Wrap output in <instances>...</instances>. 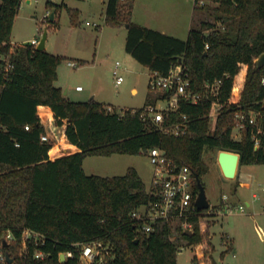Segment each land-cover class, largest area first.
Here are the masks:
<instances>
[{
    "label": "trees",
    "instance_id": "1",
    "mask_svg": "<svg viewBox=\"0 0 264 264\" xmlns=\"http://www.w3.org/2000/svg\"><path fill=\"white\" fill-rule=\"evenodd\" d=\"M22 1L0 0V239L4 253L14 259L13 264H80L83 246L97 244L109 252L101 264H178L182 242L190 247L203 244L200 219L209 211H196L190 218L192 235L182 232L176 242L170 241L165 221L158 222L151 234H141L131 215L152 197L138 171L129 168L124 176H89L84 161L92 156H137L161 148L176 164L191 167L201 180L210 172L204 161L206 149L239 154V168L264 165V134L259 135L258 148L253 139L258 128H264V67H256L264 54V0H207L216 5L215 20L224 30L201 22L186 41L134 23L135 0H107L106 23L115 28L128 25L126 50L141 66L167 75L181 64L189 73L193 92H201L206 83L221 82L214 99L198 104L180 100L172 121L182 115L190 119V134L181 137L164 134L146 114L148 107L170 94L149 100L143 109L121 113H109L94 99L74 102L65 96L54 84L64 57L33 46L12 45ZM194 2L195 10L201 8L198 0ZM67 9L77 26L74 11H78ZM214 101L221 109L212 127ZM40 107L50 109L54 128L78 148L77 153L50 159L53 145L41 139L48 130ZM237 111L260 115L259 125H249L240 140L233 138ZM195 193L199 195L197 184ZM26 230L40 240L24 241ZM8 233L12 240L5 242ZM38 252L46 258L36 259ZM69 252L73 257L62 263L61 254Z\"/></svg>",
    "mask_w": 264,
    "mask_h": 264
},
{
    "label": "rangeland",
    "instance_id": "2",
    "mask_svg": "<svg viewBox=\"0 0 264 264\" xmlns=\"http://www.w3.org/2000/svg\"><path fill=\"white\" fill-rule=\"evenodd\" d=\"M203 1L205 4L195 10L194 0H136L132 21L156 31H165L183 41L187 40L190 30L199 27L201 22H210L216 25L217 30L223 31L224 26L215 20L213 9L216 5ZM48 2L53 5L48 6ZM106 6L107 0H23L15 19L11 42L14 46H22L33 40L41 41L47 30L48 53L65 58L58 67V79L54 84L71 101L88 102L95 97L97 102L119 113L143 109L149 100L162 93L150 90L151 71L127 52L128 29L124 26L115 28L106 23ZM204 6L206 9H202ZM67 7L80 12L74 11V16L78 15L77 26L73 24ZM69 62L76 63L77 67H70ZM117 63L121 64L120 75L124 78L120 86L116 85L114 76ZM78 87L82 88V92L77 91ZM133 88L137 89V93L132 92ZM154 107L164 109L167 102L157 100ZM215 121L213 116L212 127ZM47 130L59 140V131L51 127ZM233 138L240 140L242 136L235 130ZM219 152L206 149L204 153L210 172L202 178V182L211 204L210 210L216 213L226 195L232 201L237 200V205L243 206L245 213L212 215L209 212L202 217L203 244L190 247L182 242L186 247L178 253V264H264V165L245 166L249 185H236L238 172L234 180L223 176L218 163ZM129 168L142 173L149 190L154 169L146 154L92 156L85 162V173L89 176H124ZM231 238L234 244L232 250H228L232 247ZM80 261L81 264L90 262L83 258Z\"/></svg>",
    "mask_w": 264,
    "mask_h": 264
},
{
    "label": "built area",
    "instance_id": "3",
    "mask_svg": "<svg viewBox=\"0 0 264 264\" xmlns=\"http://www.w3.org/2000/svg\"><path fill=\"white\" fill-rule=\"evenodd\" d=\"M203 0H198V6L204 5ZM47 14L46 17H48ZM33 47L37 48L40 44L39 40H33ZM209 45L206 46V50ZM70 67H77L76 63L69 62ZM121 64L117 63L114 70L116 77V85L120 86L124 82L123 76L120 75ZM221 82L206 83L201 92H193L191 90L189 73L183 65L173 68L169 74L161 75L158 72H152L150 78V90L153 92H160L162 94H170L167 102V107L164 109H157L150 106L146 109V114L152 117L157 127L166 135L181 137L190 134V119L186 115L180 116L178 121H172V115L177 113L180 100H185L187 103L198 104L202 100L214 99L219 95ZM264 85V79H263ZM77 91H82L81 87ZM216 108V109H215ZM221 106L214 101L211 113V118H217L220 114ZM109 113H114L112 107L107 108ZM145 116V114L143 115ZM260 115L253 111L248 116L243 111H237L234 114L235 129L241 135L242 132L249 126H258V117ZM215 121V123H216ZM215 123L213 125H215ZM29 130V127H26ZM264 134V128H258V134L253 136L256 148L260 146L259 135ZM51 134L47 133L41 137L43 142H52ZM144 154L149 158V161L154 169L151 180V187L148 193L152 197L148 204L143 205L137 211L133 212L131 218L137 223V230L141 234L149 235L155 230V226L160 221H165L169 226V238L171 242H176L181 238L182 232L193 233V224L190 218L195 215L197 210L196 201L198 195L195 193V186L197 180L193 169L189 166L176 164L169 159L166 151L161 148H153L146 151ZM264 190V188H263ZM212 215H224L223 213L234 215L244 214L245 208L243 206H231L229 204V197L223 196L220 208ZM226 211V212H225ZM207 213V215L209 214ZM204 217V216H203ZM192 235V234H191ZM24 241L35 238L36 243L40 240L39 236L30 230L24 231ZM5 242L12 240V234L8 233ZM3 241L0 239V264L7 262L6 254L3 251ZM25 246V243H24ZM183 246L180 247V251ZM67 257H73L71 252L66 253ZM109 256L108 248H102L101 245L89 244L83 246L81 249L80 259H88L89 264L103 263ZM36 259L44 260L46 254L38 252L35 255ZM81 262V261H80ZM81 264V263H80Z\"/></svg>",
    "mask_w": 264,
    "mask_h": 264
},
{
    "label": "water",
    "instance_id": "4",
    "mask_svg": "<svg viewBox=\"0 0 264 264\" xmlns=\"http://www.w3.org/2000/svg\"><path fill=\"white\" fill-rule=\"evenodd\" d=\"M54 16H52L53 19ZM125 28L128 29V25L125 26ZM47 30L45 31L42 40L40 41L39 46L36 48L37 51L43 52L46 51V44H47ZM32 42H26L23 44V46H32ZM182 60V59H181ZM180 60V61H181ZM256 67L257 68H262L264 67V54H262L256 61ZM218 163L221 168V171L223 173V176L228 179V180H234L237 176L239 164H240V155L237 153L233 152H228V151H220L218 155ZM195 178L197 180V185L199 188V195L196 201V207L197 210L200 212L207 211L210 209L211 204L207 198L206 194V188L200 179V177L195 174ZM191 231L187 232V235H191ZM138 243V241H137ZM7 257V263L13 264L14 259L10 258L9 254L6 255ZM61 262L66 261V255L61 254L60 256Z\"/></svg>",
    "mask_w": 264,
    "mask_h": 264
},
{
    "label": "crops",
    "instance_id": "5",
    "mask_svg": "<svg viewBox=\"0 0 264 264\" xmlns=\"http://www.w3.org/2000/svg\"><path fill=\"white\" fill-rule=\"evenodd\" d=\"M134 11H135V8H136V0H135V2H134ZM194 9H195V2H194ZM78 11V10H77ZM133 11V12H134ZM79 12V11H78ZM79 14H80V12H79ZM140 25V24H139ZM141 26H143V27H146V26H144V25H141ZM147 28V27H146ZM150 29V28H149ZM154 30V29H153ZM160 32V31H159ZM161 33H164V34H167L168 35V33L167 32H165V31H163V32H161ZM12 45H13V42H12ZM23 45V44H22ZM13 47H16V46H14L13 45ZM46 51H47V45H46ZM48 52V51H47ZM0 91H1V89H0ZM78 92H82V91H78ZM132 92L133 93H137V89L136 88H133L132 89ZM66 96V95H65ZM92 99H94L95 100V97L93 98L92 97ZM91 99V100H92ZM39 114H40V116H42L43 118H44V120H45V122L43 121V123H45V125H48V126H46L47 127V129H48V127L50 128L51 127V129L52 130H54V117H53V113L50 111V109H48V108H46V107H40L39 108ZM49 125H51V126H49ZM50 132V131H49ZM51 139H52V145H53V148L51 149V151H50V153H49V155H50V159L51 160H55V159H57V158H60V157H62V156H66V155H69V154H74V153H77L79 150H78V148L77 147H75V146H73V145H71L69 142H68V140H67V138H66V136H65V134L64 133H61V135H60V137H59V140H56L55 138H53V136L51 137ZM87 160V159H86ZM86 160L84 161V170H85V162H86ZM137 171H138V173H139V175L141 176V178L143 179V181H144V178H143V175H142V173H140V171L138 170V169H136ZM86 172V171H85ZM238 175H239V179L237 180L238 182H237V184L236 185H241V186H248L249 185V183L247 182V180L249 179L248 178V174H247V171H245V166L244 167H240V168H238ZM144 183H145V181H144ZM146 185V184H145ZM232 198H229V204L231 205V206H238L237 204H238V202H237V200H234L233 199V201L231 200ZM221 203H222V201H221ZM221 205V204H220ZM232 239V238H231ZM233 244H234V241H233V239H232V247H231V250H232V248H233Z\"/></svg>",
    "mask_w": 264,
    "mask_h": 264
}]
</instances>
